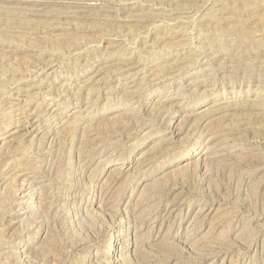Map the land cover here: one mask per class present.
Listing matches in <instances>:
<instances>
[{"label":"rangeland","instance_id":"374dc122","mask_svg":"<svg viewBox=\"0 0 264 264\" xmlns=\"http://www.w3.org/2000/svg\"><path fill=\"white\" fill-rule=\"evenodd\" d=\"M0 264H264V0H0Z\"/></svg>","mask_w":264,"mask_h":264},{"label":"bare ground","instance_id":"6f19581e","mask_svg":"<svg viewBox=\"0 0 264 264\" xmlns=\"http://www.w3.org/2000/svg\"><path fill=\"white\" fill-rule=\"evenodd\" d=\"M136 77V76H135ZM122 81V80H121ZM30 185V184H29ZM34 186V185H33ZM35 187V186H34ZM36 189V188H35ZM31 195V194H30ZM27 204V203H26ZM33 208V207H32ZM30 210V209H29ZM205 217V216H204ZM209 217V216H208ZM200 226V225H199ZM202 226V225H201Z\"/></svg>","mask_w":264,"mask_h":264}]
</instances>
